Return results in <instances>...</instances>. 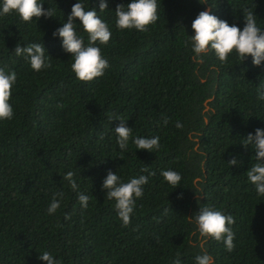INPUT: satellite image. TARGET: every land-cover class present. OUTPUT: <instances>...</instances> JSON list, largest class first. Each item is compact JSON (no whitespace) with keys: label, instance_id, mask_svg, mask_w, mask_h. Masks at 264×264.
Masks as SVG:
<instances>
[{"label":"trees","instance_id":"trees-1","mask_svg":"<svg viewBox=\"0 0 264 264\" xmlns=\"http://www.w3.org/2000/svg\"><path fill=\"white\" fill-rule=\"evenodd\" d=\"M42 2L53 18L0 16V69L17 74L13 119L0 121V264H45L38 258L44 251L59 264H196L205 250L214 264H264V196L247 177L256 152L243 145L264 130L257 92L264 91V63L235 52L222 62L213 50L199 63L191 41L192 23L206 9L241 30L251 10L264 31V0H157L159 19L146 32L116 27L117 5L132 0H106L103 12L100 0ZM77 2L112 33L107 45H95L109 67L91 82L76 77L74 58L53 36ZM74 23L87 46L88 34ZM17 44H42L51 67L33 70L15 55ZM120 118L133 130L125 150L115 133ZM155 136L160 148L153 153L135 146L136 138ZM232 158L237 166L228 164ZM166 170L181 175L179 185L164 179ZM69 171L77 190L63 180ZM109 171L122 183L148 177L128 227L106 198ZM59 192L60 208L50 215ZM80 193L90 197L87 209ZM205 206L234 218L233 251L201 237L190 220Z\"/></svg>","mask_w":264,"mask_h":264},{"label":"clouds","instance_id":"clouds-1","mask_svg":"<svg viewBox=\"0 0 264 264\" xmlns=\"http://www.w3.org/2000/svg\"><path fill=\"white\" fill-rule=\"evenodd\" d=\"M43 5L42 0H3L0 16L16 11L25 22H31L33 18L39 19L40 17L53 18L54 10L49 8L45 11ZM99 8L100 12L108 9L106 0H100ZM157 12V0H132L126 7L122 4L117 5L115 10L116 27L120 30L135 29L146 32L150 25L158 21ZM244 16L245 27L241 30L236 25L230 26L226 21L219 20L207 11L200 12L192 23L195 35L191 37L192 50L197 61L203 63L202 55L213 50L222 62H225L229 55L235 52L241 60L244 61L246 57L251 56L253 64L257 67L261 66L264 63V31L257 26L256 16L251 10H245ZM77 19L88 34L87 46H85L84 39L75 30L74 22ZM111 35L108 25L98 16L97 12L85 10V5L81 2L72 6L67 22L63 23V26L53 33L54 37L62 39L63 50L70 53L74 58L71 65L72 71L83 82H91L102 77L109 67L108 61L102 56L101 49L95 45L97 42L107 45ZM14 51L16 56L26 57L32 69L37 72L51 67V64L46 62L45 48L42 44H31L26 48L17 44ZM16 81L17 74L15 71L6 73L0 69V121L13 119L14 110L10 100ZM257 92L258 100H264V91L258 88ZM119 120L120 124L116 127L115 133L120 149L125 150L133 130L127 126L126 121L122 118ZM168 123L169 119L164 117L163 124L167 126ZM175 127L183 128V125L177 121ZM99 139H103V137L101 136ZM134 143L137 149L153 153L160 148V137L136 138ZM243 145L245 148L251 145L256 152L254 157L256 163L247 172V177L255 185L257 193L264 196V130L257 128L255 135L249 133ZM228 164L237 166L238 160L232 158ZM142 171H147V168L142 169ZM161 175L173 187L179 185L182 179L178 172L172 170L163 171ZM73 177L74 173L69 171L63 176V180L68 181L73 190H77L78 186ZM148 182L147 176L140 175L138 178L130 179L127 183H122L120 177L112 171L108 172L103 181V189L107 190L106 198L116 201L115 208L124 227L130 225L136 200L143 197V186L147 185ZM57 197L62 199L63 192H59L53 197L48 207L50 215L56 213L60 208ZM78 200L84 209L88 208L89 196L80 193ZM65 219H71V217L66 215ZM190 220L198 226L201 237H211L216 241H223L227 251L234 250L235 234L229 226L233 225L235 220L231 215L225 216L221 211L205 206L201 207L200 211ZM38 258L45 264H59L48 251H44ZM195 260L196 264H214L212 256L206 250L202 255L196 256ZM176 264H180L179 259H177Z\"/></svg>","mask_w":264,"mask_h":264},{"label":"water","instance_id":"water-1","mask_svg":"<svg viewBox=\"0 0 264 264\" xmlns=\"http://www.w3.org/2000/svg\"><path fill=\"white\" fill-rule=\"evenodd\" d=\"M205 11H207V12H208V9H206Z\"/></svg>","mask_w":264,"mask_h":264}]
</instances>
